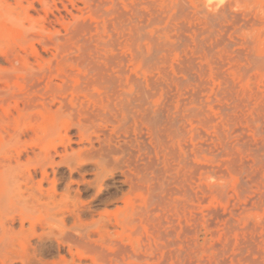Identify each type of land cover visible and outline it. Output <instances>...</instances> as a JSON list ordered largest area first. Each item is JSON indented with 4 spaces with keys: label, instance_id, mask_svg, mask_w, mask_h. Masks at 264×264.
<instances>
[{
    "label": "rangeland",
    "instance_id": "obj_1",
    "mask_svg": "<svg viewBox=\"0 0 264 264\" xmlns=\"http://www.w3.org/2000/svg\"><path fill=\"white\" fill-rule=\"evenodd\" d=\"M105 1L99 11L91 0H0V264H264V71L226 41L234 27L239 42L240 32L264 36V0H221L228 15L212 20L208 0H141L157 57L181 80L173 90L148 81L158 73L139 56L151 43L134 54L111 35L117 20ZM99 68L122 87L120 104ZM132 78L152 110L177 122L173 137L160 131L164 144L162 124L155 134L136 106ZM187 130L208 145L197 161ZM186 144L195 165L219 172L193 175L194 192L208 193L191 204L176 179ZM164 160L178 192L160 202L151 163Z\"/></svg>",
    "mask_w": 264,
    "mask_h": 264
},
{
    "label": "bare ground",
    "instance_id": "obj_2",
    "mask_svg": "<svg viewBox=\"0 0 264 264\" xmlns=\"http://www.w3.org/2000/svg\"><path fill=\"white\" fill-rule=\"evenodd\" d=\"M118 1H120V4L119 3H117L115 0H111V2H112V6H111V8H112V10H111V8H110V10L114 13V15L115 16H113L112 17V19H116L117 20V24H116V27H113L112 28V30H113V32L111 33V35H115V36H117V39H124V42H126L127 43V45H128V48H130V50L132 49V52L134 51L133 49L135 48L136 50H138V51H142V48H143V46H142V42H144V41H147V42H149V43H151L152 44V49H151V51L149 52V53H141V55H143V56H139V58L141 59V61L143 60V62L144 63H151L150 64V66L149 67H151L152 69H155L156 71H157V73H158V77L157 78H154V79H152V77L148 80L149 82H150V84H154V85H163V86H167V87H169V89L171 88H173L172 86H175V88H176V86L181 82V80L175 75V74H173V75H171L170 76V74H169V72L168 71H166V68H165V66L164 65H162L161 63H160V61H159V57H157V52H158V50H159V43H158V41L156 40V38L154 37V36H150V35H148L147 34V32H146V28H147V24H144V17H145V13H144V11H143V8H142V6H143V4H144V2H142L141 0H133V1H127V0H118ZM214 0H208V2L209 3H206L205 5H207L206 7H205V11H203V13L205 12V14H204V18H206L207 20H212V19H216V18H224V17H226L228 14H227V11H226V9H225V7L222 5V4H220L221 2V0H219V2L217 3V2H213ZM91 2H94L96 5L95 6H97V8H98V10L99 11H101V9L99 8V6H101V5H103V2H106L105 0H91ZM107 4V3H106ZM110 4V3H109ZM91 6V5H90ZM92 7V6H91ZM93 8V7H92ZM93 11V10H92ZM96 14V13H95ZM104 14V13H103ZM111 15V14H110ZM115 17V18H114ZM233 18H235L234 16H233ZM115 20V21H116ZM80 25H82V24H80ZM79 26V25H78ZM80 27V26H79ZM90 26H86V25H84V26H81L80 27V31L79 32H86V31H89L90 29ZM77 29H79L78 27H77ZM239 30H241V27L239 28V27H234V28H232V30L229 32V34H228V38L226 39V41H227V44L228 45H232V46H236V48H235V50H236V52L238 53V54H245V56L246 57H248V58H250L252 61L251 62H253L254 64H256V65H258V66H260L261 67V69H262V71H261V73H263V71H264V54H258L257 53V51H260L259 50V48L261 47V46H263V44H264V36H262V35H260V33H254L253 32V34L252 35H249V34H247V35H245V33H241L240 32V42L238 41V33H239ZM78 32V31H77ZM81 32V33H82ZM74 33H76V32H74ZM79 34V33H78ZM241 34H242V36H241ZM263 34V33H262ZM225 33H222V34H220V38H219V40L220 41H225ZM238 35V36H237ZM115 36H112V37H115ZM111 39V38H110ZM113 40H114V38H112ZM115 39H116V37H115ZM126 45V44H125ZM113 47H114V45H112ZM260 46V47H259ZM264 47V46H263ZM114 49V48H113ZM111 50V49H110ZM115 50V49H114ZM114 50H111V51H114ZM129 50V49H128ZM136 50H135V52H136ZM144 51V50H143ZM260 52H262V51H260ZM134 53V52H133ZM135 54V53H134ZM139 54V53H138ZM146 54V55H145ZM137 56V55H136ZM135 56V57H136ZM99 70H101L100 68H99ZM186 71V69L185 68H180V72H185ZM264 75V74H263ZM96 76H99V79L102 81L103 80V82L104 83H107L108 84V87H107V91H109V93H107L108 95H107V97L111 100V101H114L115 100V102L116 103H118V104H120V102H123V100L125 99V93L123 92V90H122V87H121V89H119L118 87H116L115 86V82H116V78H114V77H112L113 75L112 74H106L105 72H102V70L101 71H97V73H96ZM118 78V77H117ZM120 79V78H119ZM131 80H133V82H135V85H136V88H137V86H138V88H137V91H139V94H138V96H137V100H139L138 101V103H137V105L136 106H138L139 108H142V118L148 123V124H150L151 126H153L152 127V130L154 131V133L156 134V132H158L157 133V136L159 137V142H161L162 141V139L164 140V138H165V135L163 136V134L162 133H160V131L162 130V131H166V133H169V131H171V130H169L170 129V127L171 128H173L174 130L175 129H177V127L176 128H174L173 127V122H175L174 124H176L177 122L176 121H173V120H171L169 117H172V116H170L169 114H168V112L167 113H165V110L167 111V109H158V110H152L151 109V107H150V105L149 104H147L146 103V99H147V92H146V90H144L142 87L143 86H141V84L143 83V82H141L140 80H136V78L135 79H130V81ZM100 81V82H101ZM119 81H121V80H119ZM145 81V80H144ZM121 83H119V85H120ZM132 84H134V83H132ZM84 85H86L87 86V83H84ZM151 86V85H150ZM106 87H105V89H106ZM155 87V86H154ZM83 88L85 89L86 87L85 86H83ZM82 88V89H83ZM173 90V89H172ZM90 96H91V94H90ZM89 97V96H88ZM92 97H93V94H92ZM97 97V96H96ZM147 104V105H146ZM90 106V105H89ZM167 106V105H166ZM125 107V105L123 104V103H121V105H119V110H123V109H127L126 107ZM167 107H169V106H167ZM166 108V107H165ZM169 109H170V107H169ZM88 110V109H87ZM93 111V110H92ZM96 111V110H95ZM95 111H93V112H95ZM90 112V111H89ZM97 112V111H96ZM120 112V111H119ZM118 112V113H119ZM92 113V112H91ZM169 113H170V111H169ZM174 118V117H173ZM172 118V119H173ZM176 118V117H175ZM174 118V120H176ZM160 125V124H162V126L161 127H163V128H157V130L155 131V126H157V125ZM159 125L157 126V127H159ZM151 126H150V128H151ZM176 126V125H175ZM154 128V129H153ZM178 128H179V126H178ZM181 129V128H180ZM183 129H185V127L183 126ZM169 130V131H168ZM179 130V129H178ZM182 130V129H181ZM186 130V129H185ZM192 130V129H191ZM188 131L187 130V134H188V136H189V139L187 140V141H189L190 143H191V146H192V150L190 151V153L192 152V154H193V156H194V161L196 160V159H199V157H198V153L199 154H201V153H205L207 150H208V148H207V146L205 147L204 145H206V144H196V143H193V135H192V133L193 134H195L194 133V131ZM161 131V132H162ZM177 131V130H176ZM180 131V130H179ZM182 131H184V130H182ZM163 132V133H164ZM173 131H171V133H169L168 135H170L171 134V136L173 137L174 136V134L172 133ZM175 132V131H174ZM192 132V133H191ZM184 133H185V131H184ZM175 134H177V135H175V136H180L181 135V132H180V135H179V133H176L175 132ZM167 135V134H166ZM197 135V134H196ZM170 136V137H171ZM168 137V136H167ZM171 137V138H172ZM182 137V135L179 137V139ZM184 137H185V135H184ZM136 138H138L137 136H136ZM155 138H156V136L154 137V140H155ZM188 138V137H187ZM157 139V138H156ZM161 139V140H160ZM182 140H185V138H183ZM130 141H131V139H130ZM132 141H134V140H132ZM170 141H171V139H170ZM194 141H195V139H194ZM157 142H158V140H157ZM157 142H155V143H157ZM164 142H166V141H162V143L164 144ZM169 142V141H168ZM134 143V142H133ZM162 143L160 144V145H162ZM178 143H180V140L179 141H177V145H178ZM139 144H141V141L139 142ZM142 144H143V142H142ZM135 145H136V143H135ZM134 145V146H135ZM137 146V145H136ZM139 146V145H138ZM145 146V145H144ZM162 146H166V144L165 145H162ZM167 146H168V144H167ZM166 146V147H167ZM185 147H186V152L187 153H185V156L183 157V159H182V157H181V159H180V162L178 161V164H180L181 162V165L183 164V163H185L184 164V166H185V168H186V171L185 170H183L184 172H185V174H184V172L182 173V174H184V176L183 175H179V177H178V175L176 176V179H179L180 177H182V179H183V177H184V179L183 180H179V181H177V185H178V182L181 184V186L179 185V188L180 189H182L183 190V192H184V194L186 195V197H187V200L190 202V204H191V201L195 198L197 201H202V200H204L205 199V195L208 193V191L203 187V186H201V185H198L197 184V186H196V188H197V190H198V193H200V196H198V194H197V192L195 193L194 192V187H193V184H194V182L192 181V179H193V175L196 173V172H200V174L202 175L203 173H210L211 175H215L216 173H219V172H217V171H215V170H211V169H209V168H207L206 166H200V165H195L196 163H198V162H195V163H193L192 161H193V159H191V156H190V154H189V150H187L188 149V144H186L185 145ZM171 148H173V146L171 147ZM178 148H179V146H178ZM139 149V148H138ZM143 149H146L145 147L143 148ZM194 149H196V151H194ZM147 150V149H146ZM168 151L167 152H169V149H167ZM178 150H180V148L178 149ZM183 150V149H182ZM139 151V150H138ZM141 151V150H140ZM172 152H173V150H171ZM169 152L168 154H166V155H172V154H170V153H172V152ZM165 153V152H164ZM173 154H174V152H173ZM175 154H176V151H175ZM175 154H174V158H175ZM182 154V152L180 153V155ZM206 154H207V152H206ZM152 155V154H151ZM180 155L179 154H177V157H178V159H179V157H180ZM182 156V155H181ZM173 158V156H172V159H174ZM217 158V154H213V153H211V157H210V160L209 161H216L215 159ZM153 159V158H152ZM201 159V158H200ZM197 161V160H196ZM159 162V161H158ZM167 162H169V160L167 161H163V166H162V168H160L159 166H158V164H155L154 162H146V163H151V169H152V172H153V178H152V180L154 181H157V182H155L158 186H156V187H158V188H156V190L155 191H153V192H155V195H154V197L157 199V200H159L160 202H164L165 201V199H167L166 197L169 195V194H174L172 191H175L176 189H174L173 187H171L170 188V184L172 183H174L175 181H176V179H174V177L175 176H170V174H167L168 173V171H169V168L172 166V164H170L171 162H169V167L166 165V163ZM237 162V161H236ZM235 162V160H233L232 162L230 161V163L229 164H231V163H234V165H236V166H234V165H232L231 164V166H234V169L237 167H240L241 166V163H240V165L239 166H237L238 164ZM225 164V163H224ZM244 164V163H243ZM181 165H178V167H180V168H182L183 167V165H182V167H181ZM150 166V165H149ZM228 167H229V165H227ZM245 165H243L242 166V169L244 170L245 168ZM150 168V167H149ZM230 168H232V167H230ZM241 168V167H240ZM239 168V169H240ZM146 169V168H145ZM231 170V169H230ZM233 170V169H232ZM231 170V171H232ZM236 170V169H235ZM235 170H233V171H235ZM238 170V169H237ZM236 170V171H237ZM177 172H179V173H181L182 172V170H181V172L180 171H177ZM236 173V172H235ZM237 174H239V173H237ZM172 175V174H171ZM178 177V178H177ZM211 177V176H210ZM222 177V176H221ZM212 178H216L215 176L214 177H212ZM220 178V177H219ZM200 180V179H199ZM243 182V181H242ZM154 182H153V184H155ZM240 184V183H239ZM245 184V182H243V184H241L240 185V187H243V186H245L244 185ZM152 185V184H151ZM175 185V184H174ZM176 185V186H177ZM262 186V189H263V187H264V185H261ZM261 186H259V187H261ZM154 187H155V185H154ZM154 187H152V188H154ZM246 187V186H245ZM155 189V188H154ZM153 189V190H154ZM172 189H174V190H172ZM218 189V188H217ZM241 190V189H240ZM259 190V189H258ZM177 192H178V189L176 190ZM175 191V192H176ZM218 190H216V191H211L212 193L213 192H217ZM244 191H247L246 189H244ZM172 192V193H171ZM180 192V191H179ZM210 192V193H211ZM220 193H222V194H224V192H222L221 191V189H220V191H219ZM169 193V194H168ZM220 193H218V194H220ZM238 193V192H237ZM243 193H245V192H241L240 193V196H243ZM154 194V193H153ZM239 194V193H238ZM239 196V195H238ZM170 196H168V198H169ZM221 197H222V195H221ZM259 197V196H258ZM262 197V200H263V197H264V190L263 191H261V196L259 197V198H261ZM220 198V197H219ZM261 200V201H262ZM156 203H157V201H155ZM258 203H259V200L257 201V206H258ZM160 204V203H159ZM262 205V204H261ZM242 213V212H241ZM210 214L211 215H213V217H215V218H221L222 217V215L218 212V211H210ZM238 214V213H237ZM232 215L234 216V213L232 212ZM243 217V216H242ZM241 218V217H240ZM160 219V218H159ZM168 219V218H167ZM242 219V218H241ZM248 219V218H247ZM243 220V219H242ZM245 220V219H244ZM250 220V219H249ZM254 223H256V222H254ZM159 224H161V223H159ZM259 224V223H258ZM233 226H234V224H233V222L231 221V219L230 218H227L226 219V221H225V225H224V228H225V230H229V229H231V228H233ZM247 228L246 227H244L243 228V230L244 229H249L251 226L247 223ZM250 226V227H249ZM236 227V226H235ZM227 228V229H226ZM253 228V227H252ZM235 229V228H234ZM264 229V228H263ZM240 230H242V229H240ZM246 231V230H245ZM250 231H252V230H250ZM254 231H256V230H254ZM168 232V231H167ZM264 232V231H263ZM225 233V232H224ZM264 235V234H263ZM264 238V237H263ZM251 239H252V237H251ZM257 238H253L252 240H256ZM248 243H249V241H247ZM247 242H243L244 244H245V247H246V245H248L247 244ZM250 244V243H249ZM251 244H252V242H251ZM250 244V246L251 247H253V245H251ZM249 246V247H250ZM244 247V248H245ZM249 247H247V248H249ZM250 249V248H249ZM242 250L244 251V249L242 248ZM241 250V251H242ZM253 251H254V248H253ZM249 252H251L252 254H253V252L251 251V250H249ZM259 252H260V250H259ZM259 252H257L256 254H257V256H258V254H259V256L260 255H262L261 253H259ZM263 252H264V250H263ZM242 253V252H241ZM255 253V252H254ZM243 254V253H242ZM242 254H239L240 255V257H242L241 255ZM264 256V255H263ZM248 258V257H247ZM262 258V257H261ZM244 259H245V257H244ZM244 259H242V260H244ZM245 260H247V259H245ZM254 260V259H253ZM256 260H258V259H256ZM247 261H249V260H247ZM221 262V261H220ZM219 262V263H220ZM251 262V261H250ZM222 264H224V261H222L221 262ZM220 263V264H221ZM257 263H259L258 261H257ZM251 264H256V262L255 263H253V262H251Z\"/></svg>",
    "mask_w": 264,
    "mask_h": 264
}]
</instances>
